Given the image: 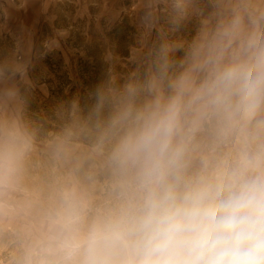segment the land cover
I'll list each match as a JSON object with an SVG mask.
<instances>
[{
    "label": "clouds",
    "instance_id": "1",
    "mask_svg": "<svg viewBox=\"0 0 264 264\" xmlns=\"http://www.w3.org/2000/svg\"><path fill=\"white\" fill-rule=\"evenodd\" d=\"M58 2L85 36L113 26L102 0ZM33 3L0 0V37ZM121 12L127 55L47 106L31 44L0 54V264H264V0Z\"/></svg>",
    "mask_w": 264,
    "mask_h": 264
},
{
    "label": "rangeland",
    "instance_id": "2",
    "mask_svg": "<svg viewBox=\"0 0 264 264\" xmlns=\"http://www.w3.org/2000/svg\"><path fill=\"white\" fill-rule=\"evenodd\" d=\"M127 0H107L101 2L99 11L103 12L101 25L112 20L110 31L98 32L93 23L88 35L83 34L84 21L76 18L77 9L69 4H61L58 0H34L26 12H12L10 22L12 35L6 31L0 37V54H6L12 48L14 39L30 43L34 56V67L31 75L36 83V104L44 107L56 98L64 95L69 86L75 88L93 83L102 68L104 50L112 44L117 45L121 55H127L129 33L133 29L125 17L121 7ZM83 10L82 8L80 9ZM95 14L98 9L91 8ZM67 13L71 15L66 16ZM128 15H131L130 11ZM73 26L71 35L60 38V46L48 51L46 43L55 29ZM23 29V30H22Z\"/></svg>",
    "mask_w": 264,
    "mask_h": 264
}]
</instances>
